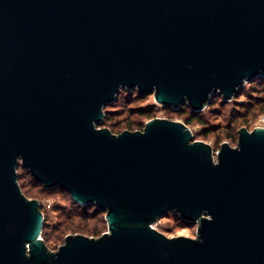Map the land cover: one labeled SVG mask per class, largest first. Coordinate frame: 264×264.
I'll return each mask as SVG.
<instances>
[{
    "label": "water",
    "instance_id": "water-1",
    "mask_svg": "<svg viewBox=\"0 0 264 264\" xmlns=\"http://www.w3.org/2000/svg\"><path fill=\"white\" fill-rule=\"evenodd\" d=\"M258 76L264 0H0V264H264V126L218 150L180 120L99 126L123 89L202 111ZM20 167L108 231L50 249ZM169 211L197 236L157 229Z\"/></svg>",
    "mask_w": 264,
    "mask_h": 264
},
{
    "label": "rangeland",
    "instance_id": "rangeland-1",
    "mask_svg": "<svg viewBox=\"0 0 264 264\" xmlns=\"http://www.w3.org/2000/svg\"><path fill=\"white\" fill-rule=\"evenodd\" d=\"M254 87L255 84L253 82L247 83L242 91V94L229 101V105L226 109H224V106L219 103V101L222 99L213 97V102H211L203 110L204 115L209 121V125L213 128L211 129V132L206 135V127H204L203 124L194 123L192 125H189L194 131L195 139L204 140L210 143L215 150H218L224 141H228L232 146H237L239 139L238 131L241 127L245 126L248 129L252 130L257 126H264V112L260 108L261 103H256L254 106H250V113L247 117L242 115L240 112V109H242V107L239 106V104H243L245 101L250 100L249 96L253 93H255L253 95H259L258 93L254 92ZM134 95H136V93H133V90L129 91L128 89H126L121 92L120 98L117 100L116 104L108 108L112 111H116L115 113H117L112 115L113 122L124 120L119 130H117L116 128L112 129V126L111 128L109 127L114 133H120L125 129L142 130L144 129L147 121L157 117L184 121V117L181 114L173 112L171 109L165 108L163 105L158 103L154 94L146 95L140 101H132L131 98ZM125 120L134 123V126H127V124H124ZM229 125H233L237 128V130L233 131L230 134H227L229 131L227 126ZM99 126L108 127L103 124H100ZM22 172L23 170L20 167L19 173ZM37 190V188L34 189V191ZM39 193V198L36 199H39L43 204V211L47 216V223L51 227L50 230L53 236V240H51L47 244L50 249L57 250L60 245L65 242V237L68 234L64 238H60L57 241L54 239V235H56V230L54 227L57 226L60 221V211L56 208L68 205L69 201L67 199V193L58 188H54L52 190H42ZM105 215L106 214H102V216L104 217V223L102 222V226H104V228L101 234L85 235L99 237L104 232H107L108 223L106 221ZM90 224L93 225L94 221H91ZM154 226L170 237L179 235L190 237L197 236V223L184 220L178 214L172 213L171 211L167 212L163 217H161L154 224Z\"/></svg>",
    "mask_w": 264,
    "mask_h": 264
},
{
    "label": "trees",
    "instance_id": "trees-1",
    "mask_svg": "<svg viewBox=\"0 0 264 264\" xmlns=\"http://www.w3.org/2000/svg\"><path fill=\"white\" fill-rule=\"evenodd\" d=\"M251 82L255 84V87L253 89L254 92L258 93L259 95H253L255 94L253 93L252 95L249 96L250 100L245 101L243 104H239V106L242 107V109H240V112L245 117L249 116V113H250L249 107L252 105L254 106L256 103H261L260 108L264 112V95H262L264 94V76H258L255 79H253ZM244 87L241 89L238 95L242 94ZM124 90L126 89H123L122 91ZM128 90L130 91V89ZM121 92L114 102L106 106V109H105L106 116L102 122L103 125L108 126L110 128L112 126V129L116 128L117 130H119L124 120L113 122L112 115L117 114V113H115L116 111H112L108 108L116 104L117 100L120 98ZM134 92L136 93V95H134L131 98L132 101H140L142 100L143 97L146 96V95L144 96L141 95L139 91L136 89H133V93ZM214 97H218L219 99H222L219 101V103L224 106V109L227 108V106L229 105V101H226L223 98V96H221L220 94L215 95ZM211 102L213 101L211 100ZM164 107L171 109L173 112L181 114L184 117V122L188 125H192L194 123L203 124L204 127H206V135H208L211 132V129L213 128L212 126L209 125V121L204 115L203 110L195 111L188 104L182 105L179 109H173L168 106H164ZM124 124H127V126H131V127L134 126V123L126 121V120ZM227 128L229 130L227 134H230L233 131L237 130V128L234 127L233 125L232 126L229 125L227 126ZM21 168L23 172L19 173V181H20V184H21V187L24 193L28 197L39 198L38 194H40L39 193L40 191L52 190L54 188H58L60 190H63L65 193H67V199L69 201L68 205L60 206L56 208L57 210L60 211L59 224L54 227L56 230V235H54V239L56 241L59 240L60 238H64L69 233L81 232V233L88 234V235H100L101 234L104 228V226H102V222L104 223V217L102 216V214L104 215L105 211L99 209L93 203L83 205V204H79L75 202L72 199L71 195L66 190L62 189L61 187H58V186L52 187V188L44 187V185L38 182L36 179H34L33 176L25 168L23 167ZM35 188H37L38 190L34 191ZM91 221H94L93 225L90 224ZM50 228L51 227L47 223V216L45 215V225H44L42 236L44 237L47 243L53 240V236H52Z\"/></svg>",
    "mask_w": 264,
    "mask_h": 264
}]
</instances>
